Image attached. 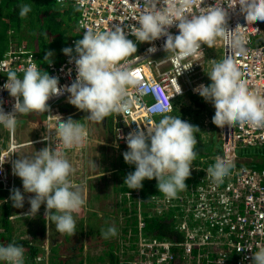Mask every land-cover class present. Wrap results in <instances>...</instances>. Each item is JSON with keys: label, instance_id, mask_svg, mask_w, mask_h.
Masks as SVG:
<instances>
[{"label": "built area", "instance_id": "built-area-1", "mask_svg": "<svg viewBox=\"0 0 264 264\" xmlns=\"http://www.w3.org/2000/svg\"><path fill=\"white\" fill-rule=\"evenodd\" d=\"M71 1L79 9L78 27L83 35L86 30L104 31L114 25L138 23L130 17L138 15L143 7L149 4L145 0H59ZM215 0H152L157 10L176 11L182 5L185 15H198L206 11ZM225 5L228 0H223ZM225 37H221L224 55L233 56L240 66L241 77L247 81L250 91L264 96V21L247 20L239 3L227 10ZM234 27V28H233ZM127 31V30H126ZM172 34L178 33L173 25L168 29ZM239 32L244 39L241 48L230 45V33ZM129 39H135L129 34ZM165 36L151 42H137V52L126 57L120 65L132 72L137 81L126 86L125 99L130 107L124 114L113 113L117 119L115 138L126 143L121 137L130 131L147 127L158 121L162 114L149 109L156 104L167 106L163 115L174 110L175 103L185 94L200 96L193 91L200 84H208L207 49L178 58L177 54L164 48ZM76 40H71L74 46ZM155 52H149L150 47ZM75 55V52H73ZM35 65L44 73L59 78L60 85H68L76 76L74 62L63 55L60 60H50L42 64L38 56L26 45L9 48L0 59V107L11 112L15 98L3 88L7 81V73L15 71L22 76L23 70ZM211 65V64H210ZM209 65V66H210ZM187 68V69H186ZM177 81V82H176ZM179 85H178V84ZM181 92L176 94L178 88ZM68 93L51 96L47 101L49 108L43 112L45 129L42 137L26 141L20 138L19 120L14 131L9 132L0 125V188L7 196L0 204L11 203L10 191L17 188L16 178L12 171V162L17 153L29 144L43 143L62 152L68 159L72 150L84 148L90 138L85 127L86 139L83 145L65 148L55 135L56 122L67 120L70 113L64 110L68 102ZM48 137V139H44ZM53 137V139H52ZM219 137L223 155L232 160V167L227 175L217 181L207 171L213 161L203 157L202 164L192 162L193 168L201 171L197 181L192 182L183 195L174 198H153V210L161 214L173 206H181L183 212H176L173 219L177 233L173 238H159L148 235L147 220L143 214L140 200L137 211L136 231L126 235V244L134 246L131 251V264H252L253 253L264 247V168L247 164L241 160L240 147L260 146L264 152V126H254L247 121L230 124L225 121L219 124ZM215 157V156H214ZM202 166V167H201ZM201 167V168H200ZM41 215L49 219L45 208ZM181 237L180 239H178ZM48 249V247H46ZM42 257L39 258L41 260ZM0 264L7 262L0 261Z\"/></svg>", "mask_w": 264, "mask_h": 264}, {"label": "clouds", "instance_id": "clouds-1", "mask_svg": "<svg viewBox=\"0 0 264 264\" xmlns=\"http://www.w3.org/2000/svg\"><path fill=\"white\" fill-rule=\"evenodd\" d=\"M237 2L247 20L264 21V0H228L226 5L223 0H215L198 15H185L183 5L176 11L157 10L152 0H145L149 6L130 17L138 23L123 27L117 24L104 31L86 30L74 46L62 49L69 62L75 65L76 76L71 84L60 85L58 77L47 71L42 73L35 65L24 69L22 76L15 71L7 73L3 88L15 98V102L11 112H5L0 107V125L9 132L14 131L18 115L46 111L50 97L64 92L69 94L67 99L70 104L88 112L89 120L101 122L112 113H127L130 105L125 99L126 86L137 81L120 62L137 52V42H151L163 35L166 37L165 49L175 52L178 58L191 55L201 49L202 43L211 47L216 38L225 37L227 10ZM30 11V5L24 4L19 15L24 17ZM173 25L179 30L176 34L168 31ZM129 34L135 39H129ZM228 42L238 48L244 46L239 32L230 33ZM148 51L155 52L156 48L150 47ZM51 55L50 51L46 52L44 60L50 62ZM207 74L210 82L198 85L193 91L205 100H212L214 109L211 117L215 122L232 124L247 121L257 127L264 126V96L249 90L232 55L222 56ZM180 92L179 86L176 94ZM166 110V105H153L149 111L162 114L161 118L146 130L137 126L136 130L121 137L127 144V150L122 153L123 159L135 165L134 171L124 177L123 183L128 189H139L145 179L155 178L159 193L171 199L187 187L185 181L196 158L194 146L197 140L193 133L198 126L180 117L163 115ZM54 131V137L58 136L65 148L81 146L86 139L84 126L72 118L59 119ZM3 163L4 159L0 161V167ZM231 167L230 157L218 155L208 164L207 171L219 181ZM12 171L21 178L23 186V193L19 188L10 191L9 199L13 206L23 207L24 193H33L28 198L29 213L35 215L44 204L47 215L59 213L51 216L56 230L73 234L76 221L72 213L83 205L84 200L69 180L73 167L66 156L57 151L56 146L54 149L45 146L34 155L14 160ZM115 233V227H109L104 235ZM0 261L24 264L22 246L15 243L0 245ZM252 264H264V247L253 253Z\"/></svg>", "mask_w": 264, "mask_h": 264}, {"label": "crops", "instance_id": "crops-1", "mask_svg": "<svg viewBox=\"0 0 264 264\" xmlns=\"http://www.w3.org/2000/svg\"><path fill=\"white\" fill-rule=\"evenodd\" d=\"M62 56L61 54L59 55V60ZM56 58L51 57L49 60H56ZM45 62L44 60L41 63L45 64ZM64 110L70 113V118L82 124L84 128L86 127L90 135H92L91 125L93 126V131L96 132L94 137L89 138L84 148L72 151L68 155V160L73 167L69 180L74 188L78 189L81 193L84 203L77 211L72 213L76 221V229L73 234L60 233L56 230L55 223L51 219V214L53 213H50L49 219L42 217L40 212L45 208L44 204H41L35 215L29 213L30 204L28 198L33 196V193H24L25 199L23 207L21 208L14 207L13 202L0 205L3 206L2 209L0 208V239L8 240L9 237H21L24 239L30 238L33 242H39L41 230L44 227L46 229L44 256L40 254L33 260L29 259V254H27L24 256V264H80L79 262L82 260L85 261L84 264H89L86 262L87 255L95 248L96 244L100 245L101 241L105 243L110 238L121 242L123 236H125V227L131 228L136 226L140 200H144L141 203L144 213L150 212L157 214L153 210V203L143 198V186L139 189H128L127 185L123 183L124 177L134 171L135 165L128 164L123 159L122 153L127 150V144L119 142L115 138V128L118 122L115 114H110L101 122H95L88 119L87 111L80 110L69 102L64 105ZM29 113L40 115L39 119L40 122L42 121V125L37 127H43L44 131L45 117L43 112ZM29 113L21 115V121L18 123L19 126L22 125L24 118ZM23 139L25 140V137ZM34 149V147L22 149V151L16 154L15 160L22 155V152L27 153L30 151L31 153ZM34 153L36 152L34 151L32 155ZM247 157H250V155L241 157V160L247 159ZM193 162L196 164L199 163ZM244 162L247 164H256V162H249L247 160ZM200 173L201 171L195 170L193 165H191L190 175L188 176L190 180L186 182L187 187L192 182L198 180ZM15 178L18 188L23 193L21 178L16 175ZM145 181L146 179L143 182ZM153 181L157 180L153 178ZM187 187L183 189L184 192L187 190ZM134 208L136 210V219L132 222L130 216L134 218V214L129 215V210ZM54 214L59 213L54 212ZM103 214L106 217L102 218ZM43 219L46 222L43 223ZM146 220L148 221L147 217ZM4 224L10 227L12 233L5 231ZM109 227H115V235H104ZM92 240H94V244H92ZM52 247L55 249L52 250ZM56 249L57 251L55 252ZM52 255L54 257L53 262L51 260ZM40 257H42V260H39Z\"/></svg>", "mask_w": 264, "mask_h": 264}, {"label": "trees", "instance_id": "trees-1", "mask_svg": "<svg viewBox=\"0 0 264 264\" xmlns=\"http://www.w3.org/2000/svg\"><path fill=\"white\" fill-rule=\"evenodd\" d=\"M24 4L30 5L31 11L24 17H21L19 15V10ZM78 16L79 9L71 1L0 0V59L9 48L26 45L37 54L38 59L41 62L44 61L45 53L49 51L52 53L49 58L57 57L56 60H59V55L61 54L62 56L64 54L62 49L64 47H69L71 40H78L81 38L80 36H82L77 24ZM189 99L193 101L195 105H202L197 96L191 94L189 95ZM179 100L180 99L177 100L178 102L176 101L177 103H175L174 110L170 114H173L174 117H179L176 114L178 108V114L182 115V117H180L182 119L184 113L189 111L190 108H187V110H179V106L183 104L180 103ZM191 109L197 110V108ZM194 134L196 135V140L198 141L194 146V151L196 152L195 162H199L198 158L223 155L224 152L221 141L217 140L216 136L215 139L217 147L212 150L211 142L213 143V140H209L208 142L201 140V138H199L200 130L198 128L194 129ZM239 153L241 157H246L251 154L248 150H241ZM154 180L156 179L154 178ZM189 180V177H187L185 183L189 182ZM185 192L183 190H179L176 196L183 195ZM142 195L148 202L156 197H165V194L159 193L157 181H153V179H146V181L143 182ZM6 196L7 192L0 188V200L4 199ZM0 208L2 209L3 206H0ZM176 212L182 213V207L179 205L173 206L161 214H152L150 212L144 213L143 211L144 216L148 218L146 226L147 234L159 238H173L177 233L175 229L176 224L173 220L175 219L174 216ZM53 214H51V216ZM133 214L134 218L130 216L132 222L136 219L135 208L129 210V215ZM44 222L46 221L43 219V223ZM125 228V236H123V240L121 242L115 240L114 238L108 239L105 243L101 241V244L98 247L100 249L99 252L95 256H92L91 253H89L87 255L86 262L89 264H96V262H101L103 264H131L132 254L130 250L134 246L126 244L125 240L126 235L130 231H136V227ZM4 229L8 233H12L10 227L5 224ZM45 231L46 229L44 227L41 230V238L39 242H33L30 238H12L9 236V239L7 240L4 236H2L6 240L0 239V245L15 243L22 246L25 254H29V259L34 260L35 257L40 254L44 256L46 242ZM180 238L181 237L178 239ZM54 249L55 248L52 247V250ZM51 260L52 262L54 261L53 255L51 256ZM79 263L84 264L85 261L82 260Z\"/></svg>", "mask_w": 264, "mask_h": 264}, {"label": "rangeland", "instance_id": "rangeland-1", "mask_svg": "<svg viewBox=\"0 0 264 264\" xmlns=\"http://www.w3.org/2000/svg\"><path fill=\"white\" fill-rule=\"evenodd\" d=\"M144 43H147V42H144ZM206 49H207V62L209 63L207 65V69H208L207 73H208L211 71V68L213 67L214 63L216 61H218L222 56H224L222 43H221V37L216 38L215 42L213 43V45L211 47L206 45ZM207 76H208V74H207ZM208 82H209V76H208ZM189 95H191V94H185L179 100L180 103H183L182 105L179 104L180 105L179 110H182V109L187 110V108L188 109L190 108L189 111L184 113L182 120H185L194 126H196V125L198 126V129L200 130L199 138H201V140H203V141L205 140L207 142L209 140H211V141L213 140L214 142L213 143L211 142V144H212L211 148L213 150L217 147L216 139L218 140V138H219V140L221 141V139L219 137V124L217 122H215L211 117V113L214 109V104H213L211 99L205 100L201 96H197L198 100L201 102L202 105H195L194 102L189 99ZM191 108H197L198 111L191 109ZM176 114H177V116L182 117L181 114H178V108H177ZM169 115L174 116L173 114H169ZM39 116H40L39 114L29 113L28 116H26V118H24L22 125L19 126V128H18L21 139L23 137H25L26 141H32V140H37L38 138L42 137L43 132H44L43 127L42 128L37 127L39 125H42V121L40 122ZM42 120H43V117H42ZM19 121H21V119ZM90 128H92L91 133L93 136L90 135V138H92V137H94V135H96V132L93 131L92 125ZM0 135H2L1 131H0ZM194 136H195V134H194ZM215 136H216V139H215ZM195 138H196V136H195ZM27 147H34L35 149L32 150L31 153H30V151H28L27 153L22 152V155L20 157L31 156L34 151L35 152L39 151L40 149H42L44 147V145H43V143L36 142L33 144H29ZM241 150H248L251 153V154H249L250 157H247V159H242V160H244V161L247 160L249 162H256V164H255L256 166L264 167V152H263L262 147H260V146L240 147L239 151H241ZM34 154H36V153H34ZM209 158H211V160L212 159L214 160L215 157L212 156ZM202 159H203V157L198 158L199 164H202ZM17 188H18V186H17ZM20 188H21V186H20ZM104 217H106V216H104V214H103L102 218H104ZM34 220H35V218H34ZM91 242H92V244H94V240H92ZM96 245H98V244H96ZM98 247H99V245L95 246V248L92 249L91 251L89 250L92 256H95L99 252L100 249ZM56 251H57V249L55 250V252ZM24 256H26L25 252H24ZM96 264H103V263L96 262ZM105 264H109V263H105Z\"/></svg>", "mask_w": 264, "mask_h": 264}, {"label": "bare ground", "instance_id": "bare-ground-1", "mask_svg": "<svg viewBox=\"0 0 264 264\" xmlns=\"http://www.w3.org/2000/svg\"><path fill=\"white\" fill-rule=\"evenodd\" d=\"M88 131H89V130H88ZM72 151H75V149H74V150H72ZM72 151H71V152H72Z\"/></svg>", "mask_w": 264, "mask_h": 264}, {"label": "water", "instance_id": "water-1", "mask_svg": "<svg viewBox=\"0 0 264 264\" xmlns=\"http://www.w3.org/2000/svg\"><path fill=\"white\" fill-rule=\"evenodd\" d=\"M210 82V81H209Z\"/></svg>", "mask_w": 264, "mask_h": 264}]
</instances>
